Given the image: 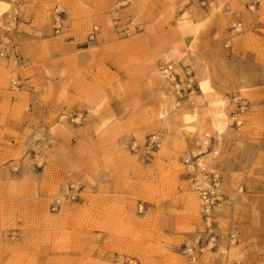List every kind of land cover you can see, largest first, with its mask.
Returning <instances> with one entry per match:
<instances>
[{"label":"rangeland","instance_id":"rangeland-1","mask_svg":"<svg viewBox=\"0 0 264 264\" xmlns=\"http://www.w3.org/2000/svg\"><path fill=\"white\" fill-rule=\"evenodd\" d=\"M1 1L0 264H190L187 245L204 264H264V0ZM209 14L191 54L169 60L193 94L159 89L156 45L183 18L198 26ZM195 61L235 92L229 115L238 98L250 102L233 127L241 139L213 161L227 193L210 228L187 204L202 206L199 172L183 163L198 132L185 143L174 113L156 128L166 100L198 103ZM224 241L235 254H221Z\"/></svg>","mask_w":264,"mask_h":264},{"label":"bare ground","instance_id":"bare-ground-1","mask_svg":"<svg viewBox=\"0 0 264 264\" xmlns=\"http://www.w3.org/2000/svg\"><path fill=\"white\" fill-rule=\"evenodd\" d=\"M5 9V3L0 0V16L3 15ZM207 17H204L198 26H195L189 17L183 18L178 24L175 34L172 37L167 38L162 44L156 45L154 55L157 64L159 65V60L162 58L165 63L169 62V60H176L179 62L186 56L190 55V51L194 50L196 36L199 35V32L202 31L201 29H203L204 25L211 19V14H209L208 18ZM193 66L199 90V94L197 95L198 103L194 102V104L191 105L190 103L189 105L186 103V105L180 106L175 99L166 100V103L161 106L160 112L157 115L158 125L156 128L158 130H156L162 131L165 129V124L169 115L174 113L176 119L182 124L181 133L185 143H189L197 132L198 134L204 132L209 133L214 140L212 141L211 149L203 155L202 160L207 159L211 162V164H213V166H215V162L213 161H216L221 155L226 147V144L235 139H241V133H239V130L233 129L232 121L229 117L233 112L230 115L228 112L229 103L235 92L232 93L225 89L217 90L213 85L212 73L209 71L207 66L200 61H195ZM160 67H165V64ZM160 67L158 66V68H153L152 81L155 82V85L159 89H162L164 84H170L169 86L173 87L172 83L164 75V72ZM170 80L173 81V78ZM238 88L241 91H245L246 85L241 83L238 85L236 90H238ZM242 126L243 124L241 126L234 127L241 128ZM203 152L204 151L202 150L195 149V147L192 149V154L195 155L204 154ZM197 174V178L205 182V174ZM221 192L225 194L227 193L226 191ZM187 204L189 211L194 216V219L198 221L199 214L203 211L201 203L199 204L195 197H190ZM220 252L221 254H227L230 256L231 254H235L236 250L233 247L227 246L224 241Z\"/></svg>","mask_w":264,"mask_h":264},{"label":"built area","instance_id":"built-area-1","mask_svg":"<svg viewBox=\"0 0 264 264\" xmlns=\"http://www.w3.org/2000/svg\"><path fill=\"white\" fill-rule=\"evenodd\" d=\"M133 0H127V3H130ZM243 30V23L241 21H236L231 29V33L239 34ZM98 31V27H95L93 30V34ZM226 48L231 47V41L227 40L225 45ZM164 75L167 79L172 83L174 91L178 95H184L185 93L193 94L194 92V84L191 82V78H187L185 81H181L178 75L175 73V66L172 61L166 63L165 67H161ZM189 76V75H187ZM173 78V81L170 79ZM12 88L14 91H19L21 89V82L19 80H14L12 82ZM236 101V107L234 112L229 116L232 121V126H241L243 124L242 117L247 112L250 107V102L244 98H238ZM214 138L209 133H201L197 135L195 139V147L197 150L204 151V154H191L188 157L183 159V163L187 167L188 170L198 171L199 173L205 174V182L199 179L194 180V186L198 191L200 200L202 202L203 207V215L205 217L206 222L208 223V228L211 227V223L213 220V208L223 199L222 195V176L219 174L217 169H214L213 164L209 162L207 159H203V155L211 149V144ZM159 146V138L153 137L149 141V148L153 149ZM207 182V184H206ZM76 185L72 183V181L66 182L67 193H65V197H69L71 200L76 199ZM62 204V200L59 197H56L54 203L52 204V210L56 211L60 208ZM140 211L143 210V206H140ZM236 235L231 234V239H235ZM198 248L200 253L203 252L204 248L198 244ZM184 256L188 259L190 264H204L199 256L197 248L194 246L187 245L183 251ZM132 264H138L137 261H134ZM232 264H238L236 262Z\"/></svg>","mask_w":264,"mask_h":264}]
</instances>
